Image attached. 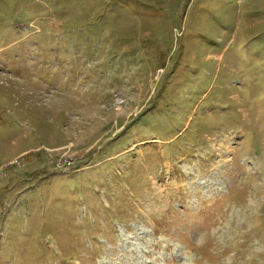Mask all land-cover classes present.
Instances as JSON below:
<instances>
[{"label": "rangeland", "instance_id": "rangeland-1", "mask_svg": "<svg viewBox=\"0 0 264 264\" xmlns=\"http://www.w3.org/2000/svg\"><path fill=\"white\" fill-rule=\"evenodd\" d=\"M0 264H264V0H0Z\"/></svg>", "mask_w": 264, "mask_h": 264}]
</instances>
